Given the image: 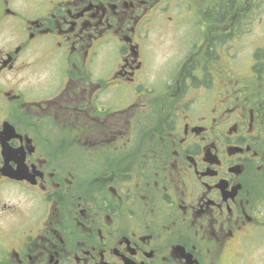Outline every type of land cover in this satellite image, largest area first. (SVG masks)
<instances>
[{
    "label": "flooded vegetation",
    "instance_id": "flooded-vegetation-1",
    "mask_svg": "<svg viewBox=\"0 0 264 264\" xmlns=\"http://www.w3.org/2000/svg\"><path fill=\"white\" fill-rule=\"evenodd\" d=\"M260 13L0 0V264H264V91L222 63Z\"/></svg>",
    "mask_w": 264,
    "mask_h": 264
},
{
    "label": "rangeland",
    "instance_id": "rangeland-1",
    "mask_svg": "<svg viewBox=\"0 0 264 264\" xmlns=\"http://www.w3.org/2000/svg\"><path fill=\"white\" fill-rule=\"evenodd\" d=\"M255 18L250 22L249 27H252V29L247 36L246 34L240 35L232 45L230 43L223 45V76L224 84L230 80H237L240 84L254 85V90L264 91V65L256 73L260 77L258 81L252 83L247 79L250 74L248 65L254 63L255 52L257 50L264 52V13H260ZM195 21H197L196 18L187 19L182 25L193 27ZM178 42V40H175V43H173L177 45ZM159 55L163 56L164 54Z\"/></svg>",
    "mask_w": 264,
    "mask_h": 264
},
{
    "label": "trees",
    "instance_id": "trees-1",
    "mask_svg": "<svg viewBox=\"0 0 264 264\" xmlns=\"http://www.w3.org/2000/svg\"><path fill=\"white\" fill-rule=\"evenodd\" d=\"M235 5H238V3L233 2V1H227V2L221 3V9L222 10H235L236 9V6ZM257 8H258V6H254V8H252V9H254V10L256 9L257 10ZM207 9L208 10H211V9L212 10H215L214 4H213L212 7L207 8ZM249 9H250V7H249ZM241 10H242V8H241ZM254 19H256V18H254ZM254 19H252V20H254ZM238 21H239V24H241L242 22H245L246 25L249 22V20L248 19H245V18H240V19H238ZM232 36H234V35H232V34H230V35H223V37H224V41H223L224 42V45L226 43V40L225 39H229ZM225 37H227V38H225ZM254 60L256 62V64L254 65V69H255L256 72H259V68L264 65V52L261 51V50H257L255 52V54H254Z\"/></svg>",
    "mask_w": 264,
    "mask_h": 264
}]
</instances>
